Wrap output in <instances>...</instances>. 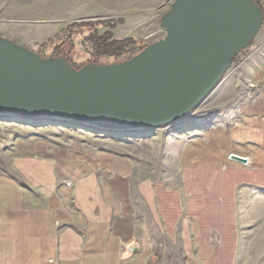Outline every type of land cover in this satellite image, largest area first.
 <instances>
[{"label": "crops", "instance_id": "0c3cea01", "mask_svg": "<svg viewBox=\"0 0 264 264\" xmlns=\"http://www.w3.org/2000/svg\"><path fill=\"white\" fill-rule=\"evenodd\" d=\"M25 32L3 36L56 34ZM246 51L253 91L237 119L188 139L12 125L0 137V264H238L264 230V24Z\"/></svg>", "mask_w": 264, "mask_h": 264}, {"label": "water", "instance_id": "95a60500", "mask_svg": "<svg viewBox=\"0 0 264 264\" xmlns=\"http://www.w3.org/2000/svg\"><path fill=\"white\" fill-rule=\"evenodd\" d=\"M160 22L166 36L133 57L81 68L0 34V113L114 133L176 125L255 40L264 9L256 0H175ZM139 249L132 242L127 251Z\"/></svg>", "mask_w": 264, "mask_h": 264}, {"label": "rangeland", "instance_id": "374dc122", "mask_svg": "<svg viewBox=\"0 0 264 264\" xmlns=\"http://www.w3.org/2000/svg\"><path fill=\"white\" fill-rule=\"evenodd\" d=\"M174 1L0 0V34H10L12 30L20 28L25 30V33L30 37L43 40L61 32L69 23L86 22L87 25L81 27L75 34L78 48L74 56L68 57L66 52L60 56L68 57L70 61H73L76 68L85 63L122 62L128 56L127 54L115 56L104 53L105 51L102 49L94 48L91 40L92 32L95 31L101 36L110 32L114 40L139 39L141 42L135 43L134 46L137 48L141 45L146 47L166 36L167 32L161 26L160 19L171 8ZM259 1L264 5V0ZM104 20H114L116 24L114 27L96 24V22H103ZM25 46L37 51L36 43L30 42ZM50 52L52 51L50 50ZM245 52H247L246 49L234 59V63L227 70L220 83L204 101L174 127L171 125L144 133H114L113 131H106L107 129H97L89 125H69L68 122L62 124L63 121L61 124H56L59 123L58 121L53 122L54 124L46 121L43 123L61 127L69 126L96 137H132L137 134H152L157 130L164 137L178 135L182 132L181 136L188 139L198 133V129L195 128L202 126V124L209 125L237 119L239 107L251 96L253 91L242 67L241 61L246 56ZM28 119L39 120L40 118L25 114L0 113V137L5 136L6 133H11L12 125L20 124V121L23 122V120ZM255 235L256 238H248L247 247L238 264H264V230L255 231Z\"/></svg>", "mask_w": 264, "mask_h": 264}, {"label": "trees", "instance_id": "16d2710c", "mask_svg": "<svg viewBox=\"0 0 264 264\" xmlns=\"http://www.w3.org/2000/svg\"><path fill=\"white\" fill-rule=\"evenodd\" d=\"M256 1L264 8V5L261 1L259 0H256ZM96 24L111 25L112 27H114L116 24V21L104 20L103 22L98 21L96 22ZM86 25H87L86 22H83V23L74 22V23L67 24L61 30V32L56 33L53 37H50L46 42L36 44L37 52L43 57L60 56L64 52L67 53L68 57H71V56L73 57L78 48L77 41L75 40V34L81 27L86 26ZM91 40L93 42L94 48L99 49V50L102 49L103 51H105L104 53L106 54H112L115 56L117 54H123V53L127 54L128 56L125 58V60L138 54L145 47L142 45L139 48L135 47L134 46L135 43L141 42V40L135 39V38H130L126 40H114L112 39V33L110 32H108L106 35L101 36L97 32L94 31L92 32ZM50 50L52 52L49 53ZM237 57L238 56H236V58ZM71 62L73 66H75L73 61ZM84 65H80L79 68H81ZM41 122H45V121L41 120Z\"/></svg>", "mask_w": 264, "mask_h": 264}, {"label": "built area", "instance_id": "2783aa9c", "mask_svg": "<svg viewBox=\"0 0 264 264\" xmlns=\"http://www.w3.org/2000/svg\"><path fill=\"white\" fill-rule=\"evenodd\" d=\"M62 124H67L66 122H63ZM172 127H174V125H172ZM66 185L68 187H72L73 183L71 181L67 182Z\"/></svg>", "mask_w": 264, "mask_h": 264}, {"label": "bare ground", "instance_id": "6f19581e", "mask_svg": "<svg viewBox=\"0 0 264 264\" xmlns=\"http://www.w3.org/2000/svg\"><path fill=\"white\" fill-rule=\"evenodd\" d=\"M97 129H105V128H101V127H96ZM107 131V130H106Z\"/></svg>", "mask_w": 264, "mask_h": 264}]
</instances>
